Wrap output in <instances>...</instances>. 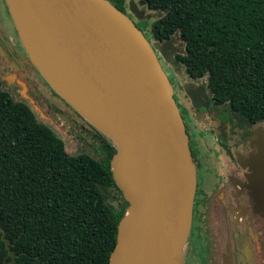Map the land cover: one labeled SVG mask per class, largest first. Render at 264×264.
Segmentation results:
<instances>
[{
  "label": "water",
  "instance_id": "1",
  "mask_svg": "<svg viewBox=\"0 0 264 264\" xmlns=\"http://www.w3.org/2000/svg\"><path fill=\"white\" fill-rule=\"evenodd\" d=\"M4 1L30 64L114 148L109 171L127 206L108 264H183L194 165L172 85L156 56L176 69L173 45L148 40L107 0ZM128 11L142 16L131 3ZM181 89L197 107L204 86L183 82ZM250 143L247 188L260 211L264 130L255 129Z\"/></svg>",
  "mask_w": 264,
  "mask_h": 264
},
{
  "label": "trees",
  "instance_id": "2",
  "mask_svg": "<svg viewBox=\"0 0 264 264\" xmlns=\"http://www.w3.org/2000/svg\"><path fill=\"white\" fill-rule=\"evenodd\" d=\"M107 1L124 12L125 0ZM137 2L162 13L142 34L159 42L176 35V63L205 79L214 103L246 125L264 121V0ZM86 125L98 139L95 157L70 156L27 105L0 89V264L10 259L3 239L13 264H108L127 204L109 171L114 148Z\"/></svg>",
  "mask_w": 264,
  "mask_h": 264
},
{
  "label": "flooded vegetation",
  "instance_id": "3",
  "mask_svg": "<svg viewBox=\"0 0 264 264\" xmlns=\"http://www.w3.org/2000/svg\"><path fill=\"white\" fill-rule=\"evenodd\" d=\"M124 13L141 30L137 21L144 22L143 15L137 19L125 7ZM172 38L168 41L173 45L172 58L178 70L156 56L172 85L194 165L195 191L183 264H264V210L255 209L247 188V162L254 145L250 142L255 129L264 130L260 126L263 121L246 125L226 105L214 103L202 81L204 78L187 77L182 66L176 63L175 57L182 54L183 47ZM181 71L185 77L178 81L177 87L174 77ZM183 82L204 86L195 101L197 107L191 106L189 97L182 91ZM0 89H5L13 100L24 103L46 121L55 117L67 129L86 133L85 137L97 152L94 131L46 85L28 61L4 0H0Z\"/></svg>",
  "mask_w": 264,
  "mask_h": 264
},
{
  "label": "rangeland",
  "instance_id": "4",
  "mask_svg": "<svg viewBox=\"0 0 264 264\" xmlns=\"http://www.w3.org/2000/svg\"><path fill=\"white\" fill-rule=\"evenodd\" d=\"M128 3L135 5L136 9L138 11L142 12V15H143L142 18H143L144 22H140V21L136 20L137 23L139 22L138 24L141 25V27L143 26L142 25L143 23L149 24L151 21L157 19L158 17H160L162 15L161 12H155V11H150V10L146 9L145 6L138 4L137 0H125L124 7H125L127 13L129 12L128 9L126 8V4H128ZM131 18L134 20V17H131ZM172 39H173L172 41H174L176 44H179L181 49H182L183 44L178 39V37L175 35V36H173ZM176 70H178V68H176ZM176 74H177V76H175L174 78H175V82H176L177 87H178V81H180V79L183 76L185 77V75H184L183 71L180 72L179 76H178V72ZM202 81L204 82L205 80L202 79ZM2 90L6 91L5 89H2ZM32 112H33L37 122L48 127L52 131V133L62 141L63 148H64V151L66 152V154H68L70 156L87 154V155H90L92 157H95V149L91 145L90 139L85 137L87 135L86 133L85 134L83 132L79 133V131H76V129H67V127L60 125L55 120V117H54V119L49 117L48 118L49 120L46 121V119L42 118L37 112H35V111H32ZM234 116L236 117V119L239 122H242L241 119L236 114H234ZM260 126L264 127V121H263V124H261ZM111 203L113 205H115L114 202H111ZM187 240H188V238H187ZM187 244H188V242H186L185 249L187 248ZM184 259H185V257L182 258L183 261H184Z\"/></svg>",
  "mask_w": 264,
  "mask_h": 264
}]
</instances>
